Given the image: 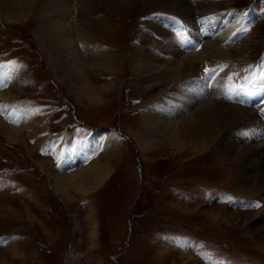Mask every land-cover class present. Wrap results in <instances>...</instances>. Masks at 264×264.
<instances>
[{"label": "rangeland", "instance_id": "1", "mask_svg": "<svg viewBox=\"0 0 264 264\" xmlns=\"http://www.w3.org/2000/svg\"><path fill=\"white\" fill-rule=\"evenodd\" d=\"M132 2L115 9L95 1L98 11L83 17L93 23L94 37L103 48L124 57L116 74L113 69L88 74L97 98L94 104L92 94L83 93L82 83L76 89L89 97L77 100L71 91L74 86L70 89L59 80L40 48L35 35L39 23L33 14L18 24L0 16V65L11 68L12 77L26 80L17 92L11 91L16 94L12 99H0V108L16 106L35 116L34 130L23 129L17 141L8 139L0 128V264H184L183 250L193 258L191 264H264V171L258 167L262 155L244 149L253 145L257 130L241 131L248 142L229 147L219 138L201 151L191 150V145L175 146L176 130L152 129L154 133L148 134L143 117L151 116L149 108L164 98L171 84L154 85L151 76L135 73L130 61L144 21L167 29L171 26L166 15L186 22L199 32L200 43L190 34L199 45L196 52L217 39L237 16L238 33L223 45L232 50L233 58L226 62L227 70L224 62L206 69L218 72L207 85L215 86L206 90H220L218 85L225 81L223 77L217 83L220 68L231 82L226 92L232 83H237L233 89L244 88L249 77L259 78L258 66L264 65V0H189L195 9L192 21ZM205 2L215 3L218 12L202 11L198 4ZM241 14L245 15L240 19ZM106 26L112 32L105 31ZM106 83H111L110 95ZM6 85H0V94L7 92ZM253 90L251 106L242 98L238 103L226 100L225 93L215 94L220 101L256 112L253 125L242 129H264V119L259 118V114L264 117V101L258 98L264 100V92ZM0 119L9 127L19 125L1 111ZM94 130H99L94 134L97 144L103 136L105 140L92 159L99 156L110 163V174L90 194L75 193L77 182L67 179L69 188L76 187L70 191L73 201L67 203L48 177L60 168L59 152L47 148L55 142L56 148H62L60 137L62 143L83 140ZM134 135L143 140L145 150ZM89 208L93 221L88 218ZM163 249L171 251L166 259H160Z\"/></svg>", "mask_w": 264, "mask_h": 264}, {"label": "bare ground", "instance_id": "2", "mask_svg": "<svg viewBox=\"0 0 264 264\" xmlns=\"http://www.w3.org/2000/svg\"><path fill=\"white\" fill-rule=\"evenodd\" d=\"M95 1L97 4L103 5V7L110 5L115 9H117L115 6L129 7L133 4V0ZM95 1L0 0V16L8 21V23H22V21L27 20L32 14L36 17L39 25L36 28L35 35L40 43V48L47 56L49 64L59 73V80L64 82L69 88L74 86L73 89H70L73 93L75 92L74 94L77 100H83L85 97H89L87 94L82 95V91L83 93L89 92L92 94V104L97 102V98L94 96V88L90 84L88 74L94 76L97 75L96 70L112 71V69L113 73L116 74V66L124 60V57L117 53V50L113 51L110 48V50L103 48L101 42L97 41L94 37L95 28L92 25L93 23L83 19V17L91 16L94 12L98 11L96 9L97 6H95ZM138 1L147 8L160 10L159 12L161 13L173 14L177 17L185 18L187 21L193 20L192 17L195 15V9L191 7L189 0ZM111 2L115 5L113 6ZM198 6L207 14L218 12L215 3L205 2L198 4ZM250 13L258 14V11L252 10ZM244 15L241 14L239 18L241 19ZM215 20L218 21L219 17L215 16ZM231 21H233L232 24H225L226 29L224 31H219L217 39L207 41L206 44L200 45V49L196 52L195 49L197 46L185 48L181 43L182 38L186 39L187 36L191 37V35L196 41L201 42L199 37H197L199 32L196 33L189 25L188 27L191 33L188 32L187 36H185L184 32H181V37L175 31L172 34H176V37H178L176 38L170 34L174 30H168L171 27L168 29L166 27L163 28V25L161 26L157 22L152 21H144L142 23L144 26L140 28L139 45H136V53L131 56L130 60L132 63H135L134 71L137 74L141 73L145 76H151L153 78V84L156 86L171 84L170 88L165 92L164 98H161L155 105L149 108L148 115L151 116L143 117L142 125L148 134L154 133L152 129L166 132L176 130L174 145L182 148L191 145V150L193 151H201L209 146L211 140H217L219 138H222L223 142L229 147H234L239 141L240 144L241 142H248L241 131L257 130L256 133L254 132L255 138L253 145H248L244 149L253 151L256 155L258 153L262 155L259 158L258 167L264 171V129H242L253 125L254 120L257 119L256 112L248 110L245 107L220 101L215 97V94L219 91L226 94V100L233 99L229 95L234 94L239 89L238 87L233 89V86H236L237 83H232L231 89L226 92L227 85L231 82L227 80L222 68H220L221 71L217 83L221 78L225 77V81L218 85V89L220 88V90L216 91V88H214L210 93L206 90L210 87L212 89L215 86L212 84L213 86L209 85L207 87L210 84V80H212V75L218 73L214 69H206L224 62L222 64L223 69L227 70L226 62L233 58L232 50L229 47L223 46L225 40L235 37L238 33L237 16H234ZM107 27L109 26L104 28L105 31L112 30V28L109 27V29ZM148 30H153L157 35H151ZM201 36L204 37L205 35ZM138 47H140L139 51H137ZM189 51L192 52L189 53ZM77 53L81 56L78 57ZM24 72H26L25 69ZM18 76L14 74L12 77L8 74L7 67L6 69H0V85L4 81L9 85L7 92L5 90L2 91L5 93L0 94L1 100L4 96L6 99H12L16 94L11 91L17 92L18 87L23 84L22 82L26 81L25 78L22 80L17 79ZM81 83L83 87L81 86L82 91L80 90V92L76 87ZM110 84L106 83L105 85L107 87L105 89L107 91L106 94L108 95H110V88H108ZM248 84L251 86L250 83ZM248 84L246 86H249ZM205 90L206 92H204ZM76 93H79L80 96ZM249 95L246 96L249 97ZM15 107L6 104V106L4 105L0 108L3 116H7V120H10L11 123L16 125L19 124L17 126L13 125L14 127H9V124L0 119V128L3 129L6 137L12 141L18 140L23 129L30 131L35 128V124L32 122V113H27V111ZM12 110L13 113L10 112ZM259 118L260 120L264 119L260 114ZM261 124L258 122L259 126ZM134 136L138 145L145 150L143 140H140L137 135ZM80 149L81 151L76 155L66 157L65 163L70 165L76 159L79 160L81 156L88 154L86 149L81 147ZM81 159V162L87 161L85 158ZM103 160L97 156L91 162L82 163L75 172L69 174H57V171L54 172L55 174L48 172L53 190L60 194L67 203L73 201L70 191H74L76 187L79 189L75 193L90 194L91 191H94L102 185L110 174V163L103 162ZM85 173L87 174L85 175ZM256 176V180L259 183L263 182L261 175ZM70 178L77 182V186L72 189L66 183V180ZM11 212L14 213L13 211ZM88 212V218L90 221H93L95 216L93 209L89 208ZM92 225H94V222H92ZM95 232L94 229L93 236H95ZM175 250L181 251L178 248ZM170 252L168 249L160 251V259H166ZM182 256L184 264H191L193 261V258L186 250H183Z\"/></svg>", "mask_w": 264, "mask_h": 264}, {"label": "snow or ice", "instance_id": "3", "mask_svg": "<svg viewBox=\"0 0 264 264\" xmlns=\"http://www.w3.org/2000/svg\"><path fill=\"white\" fill-rule=\"evenodd\" d=\"M259 68V78L256 80H253L252 77L248 78V81L253 87L259 88L261 92H264V65L258 66ZM253 72H256V69H253ZM243 90V89H241ZM252 94V93H248Z\"/></svg>", "mask_w": 264, "mask_h": 264}, {"label": "crops", "instance_id": "4", "mask_svg": "<svg viewBox=\"0 0 264 264\" xmlns=\"http://www.w3.org/2000/svg\"><path fill=\"white\" fill-rule=\"evenodd\" d=\"M21 116V115H20ZM5 117H7V116H5ZM34 117L35 116H33V121H34ZM31 119V120H32ZM36 121V120H35ZM85 149V148H84ZM101 149H103V147L101 148ZM86 152H87V150H86ZM88 154H91L90 152H87ZM95 159V158H94ZM94 159H92V160H94ZM92 160H89V161H83V162H81V163H78V164H74V166H72L68 171L67 170H64V169H62L61 167L58 169V170H52L53 172H52V174H55L54 172H56L57 171V174H69V173H73V172H75L76 170H77V168L82 164V163H87V162H91ZM68 165V164H67ZM72 169V170H71ZM62 170V171H61ZM65 173H64V172ZM61 172V173H60ZM67 172V173H66Z\"/></svg>", "mask_w": 264, "mask_h": 264}]
</instances>
